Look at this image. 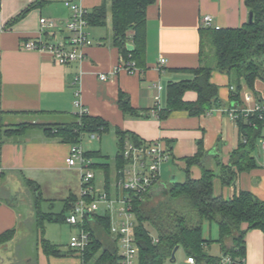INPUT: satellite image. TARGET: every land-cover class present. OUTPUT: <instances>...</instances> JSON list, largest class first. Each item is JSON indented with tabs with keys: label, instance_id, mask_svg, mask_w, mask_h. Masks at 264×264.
<instances>
[{
	"label": "crops",
	"instance_id": "0c3cea01",
	"mask_svg": "<svg viewBox=\"0 0 264 264\" xmlns=\"http://www.w3.org/2000/svg\"><path fill=\"white\" fill-rule=\"evenodd\" d=\"M63 1L42 0L37 3L38 0H1L0 127L22 122L70 121L75 119L78 111L75 101H78L88 115L108 123L104 132L113 133L117 145L115 155L118 151L116 129H120L143 141H161L169 153V158L162 164L167 163L169 170L175 165L184 170L185 158L196 153L201 141L205 153L202 163L219 174L220 165L228 163L240 139L237 122L228 114L229 108L240 103L230 99L229 76L212 69L210 81L218 86L222 105L208 113L190 115L186 110H173L165 119H160L156 110L166 105L168 83L192 79L193 75L187 69L197 67L202 61L199 36V29L203 27L202 16L212 17L210 27L213 28L239 27L249 18L244 0H156L147 6L145 12V50L141 63L136 64L140 71L129 73L119 69L114 74L111 72L120 64L123 56L120 48L112 42L110 0H83V6L88 11L105 3L107 16L104 27L89 25L92 44L85 48L81 61L57 64L47 53L21 47L22 42L28 39L54 42L69 35L65 23L70 17V10ZM28 7L27 12L20 15ZM40 17L54 19L58 26L41 32ZM128 45H131L130 42ZM161 58L165 59L164 63H160ZM102 73L108 76L107 80L98 78ZM255 88L263 91L264 82L257 80ZM120 92L128 97L135 114L124 113L120 109ZM184 99L193 101L196 93L188 90L184 93ZM261 136L264 137V126ZM70 145L45 137L39 128H30L24 135L3 139L0 145V233L14 227L15 234L10 240L0 243V264H85L81 256L69 247L62 250L51 241L60 253L46 254L41 247V240L45 238L43 226L40 228L35 224L33 195L27 193L33 198L32 205L26 211L27 219H24L16 203L23 200L26 185L22 177L35 181L40 189H51L49 194L57 193L62 208L69 195L78 196L80 171L67 164ZM99 153L95 162L111 164L112 181L115 155L109 159L108 155L101 151ZM252 155L256 167L239 172L232 184L225 186L218 175L214 177V194L230 198L246 190L264 201V155L258 150ZM97 169L102 171L105 182L102 167ZM164 171L162 168L160 177ZM190 175L199 178L200 166L192 165ZM160 177L149 191L150 199L159 200L170 187L161 184ZM185 178L184 171L182 181ZM42 196L44 201L55 199L52 195L45 198L43 192ZM89 222L107 245L113 244L110 233H103L93 218ZM207 230L208 236H203L204 239L216 240L217 225L214 238L211 237V223ZM244 240V264H264V231L249 229ZM213 245L219 246L217 255L209 252ZM205 249L212 256L226 257L217 242H210ZM186 258L187 255L183 262L190 264Z\"/></svg>",
	"mask_w": 264,
	"mask_h": 264
},
{
	"label": "trees",
	"instance_id": "16d2710c",
	"mask_svg": "<svg viewBox=\"0 0 264 264\" xmlns=\"http://www.w3.org/2000/svg\"><path fill=\"white\" fill-rule=\"evenodd\" d=\"M156 0H110V13L112 23V42L119 47L124 59H132L137 65L145 50V12L149 4ZM38 0L37 3H41ZM252 20L239 27H201L200 60L195 68H189L193 78L170 82L166 88V105L158 108L157 115L165 119L173 110H186L190 115H200L220 107L222 100L218 95V86L210 81L212 69L225 72L233 88L230 92L232 101H241L243 84L258 96L261 90L255 88V82H264V0H244ZM35 4L30 5L33 7ZM23 10V15L30 8ZM106 4L94 7L88 11L86 17L90 26H104L106 24ZM16 19V18H15ZM209 41L213 49L215 62L213 66L205 65L203 61V46ZM128 42L132 48L128 47ZM230 86V87H231ZM192 90L196 99L187 101L184 93ZM118 105L124 113L135 114L130 106L128 97L119 93ZM256 126H249L239 115L237 127L240 139L236 148L230 154L227 164H219L220 172L202 163L205 155L201 141L195 154L185 158L186 178L182 182H174L167 188L156 205L144 211V202L150 198V192L144 194L142 200L137 198L133 203L136 214L134 229L135 241L138 247L137 264H163L170 257L173 248L179 245L188 256L195 259L196 264H222L221 256H212L205 247L210 242L219 243L222 252L230 259L227 264H244L245 240L247 230L259 228L264 231V201L251 192L243 190L230 198L214 194L213 180L218 175L223 185L234 182L236 175L256 167V160L252 155L256 144L261 137L264 120L255 119ZM30 128H39L47 138H55L62 142L75 144L80 142L85 134H101L108 128L104 120L84 113L75 114V119L65 122L42 123L22 122L13 126L0 127V145L5 138L24 135ZM118 136V151L113 159L115 172L124 164L121 153L125 139L135 143L143 140L136 135L116 129ZM85 156L94 159L100 156L99 151H85ZM198 165L201 169L199 178H192L190 169ZM92 168L102 167L105 176V189L109 191L111 183V164L93 162ZM24 184L30 189L34 198L35 224L42 227L44 220L65 221L66 213L72 208L77 196L69 195L64 200L62 210L57 213H48L41 210L40 204L44 201L38 183L22 177ZM92 218L97 222L103 233L109 234V216L95 212ZM148 221L155 230L151 236L150 230L145 226ZM204 221H214L218 227L216 240L204 239L202 224ZM84 228L89 231L91 241L83 252L81 258L85 264H120V255L116 242L107 245L102 237L95 233L89 220L84 221ZM15 234L12 227L0 233V243L10 240ZM154 238L157 240L154 241ZM230 241V245H227ZM41 247L46 254L58 255L57 246L49 240L42 238Z\"/></svg>",
	"mask_w": 264,
	"mask_h": 264
},
{
	"label": "built area",
	"instance_id": "2783aa9c",
	"mask_svg": "<svg viewBox=\"0 0 264 264\" xmlns=\"http://www.w3.org/2000/svg\"><path fill=\"white\" fill-rule=\"evenodd\" d=\"M63 3L70 10V17L65 23L69 32L67 37L54 42L28 39L21 44L24 50L49 54L57 64L81 61L85 48L92 44L88 31L89 21L86 17L88 10L83 6V0H64ZM39 22L41 32L58 26V22L50 18L40 17ZM211 22L210 15L202 16L203 27H210ZM164 62L165 59L161 58L160 63ZM119 69L129 73L140 71L134 60L124 58L111 73L114 74ZM98 78L105 81L108 76L102 73ZM75 105L78 107V115L86 113V109L80 106L78 101H75ZM228 114L235 121L240 115L249 126L255 127L256 118L264 120V90L262 95L258 96L248 88L243 89L240 103L229 108ZM95 134L97 133L88 134L89 139H95ZM81 140L70 145L67 157L68 166H74L80 171L81 183L80 192L65 217L68 224L79 229L77 233L71 235L69 248L82 256L91 241L89 231L84 228V221L91 219L92 215L99 211L101 202L102 212L109 216V233L116 242L120 264H137L138 247L134 233L136 214L133 203L136 198L142 200L144 194L158 182L160 164L169 158V153L159 140L143 141L139 144L129 139L124 140L121 149L124 164L116 170L108 191L105 189V182L102 189L94 185L95 174L91 167L93 161L85 156ZM256 146V150L264 155V137L258 139ZM156 240L154 238V241ZM186 261L196 264L191 256H188ZM229 262L228 257L221 260L222 264Z\"/></svg>",
	"mask_w": 264,
	"mask_h": 264
},
{
	"label": "rangeland",
	"instance_id": "374dc122",
	"mask_svg": "<svg viewBox=\"0 0 264 264\" xmlns=\"http://www.w3.org/2000/svg\"><path fill=\"white\" fill-rule=\"evenodd\" d=\"M104 27V26H103ZM105 30V28H104ZM203 61L205 63V65L208 66H213L214 62H215V58L213 55V49L211 47V44L209 41H206L204 43L203 46ZM96 138L93 140L89 139V135L86 134L82 137L81 140V145L84 149L87 150H99L101 151V153L106 154L109 156V159H112L115 155V152L117 150V145L115 143V139L113 137V133L112 132H102L101 134H95ZM98 158H94L92 159L93 162L97 161ZM162 164V163H161ZM159 167V177H160V172L161 169L163 168L164 174L160 177L161 180V184L165 185V187H168L171 185V179L172 177H176V181L181 182L183 177H184V170L183 169H179L176 165L172 166V168L169 170V167H166L167 163H163L162 167ZM164 165V166H163ZM94 174H95V178H94V185L99 188L102 189L104 186V178H103V173L100 169H94ZM44 197L47 198L49 195H52V198L54 197V200H45L42 201L40 204L41 210L43 212H48V213H54L57 214L61 211L62 208V201L59 200V196L57 193L51 192L52 194H49V191H51V189L48 188H42L41 189ZM32 194V192L30 191V189L26 186H24V192H23V200L21 201H17V205L18 208H20L23 212V216L24 219L26 218V211L29 210L28 208H30V206L32 205V201L33 198L31 196H28V194ZM147 201H145L143 204L144 206V211L147 212L148 208H150L153 205H156V203H158L159 200H157V198H153V199H146ZM102 207L103 204L101 202H99V212L102 211ZM67 215V213H66ZM211 223L213 230L211 232V237H215L216 233L214 232V228H215V222L214 221H204L203 222V236L207 237L208 236V224ZM145 226H147L150 230V234L151 236H155V230L153 229L152 226H150L148 221H145ZM79 231L78 227H74V226H70L68 223L65 222H58V221H50L48 219L44 220L43 223V235L46 239H48L49 241L57 244L62 250L63 248H67L69 247V240L72 234H75ZM227 245H230V241H227ZM219 246L217 245H213L209 252L211 254L217 255L218 254V248ZM184 256H186L185 252L183 249H180L177 251L176 253V260L175 261H170L169 258H167L163 264H185L183 262V258Z\"/></svg>",
	"mask_w": 264,
	"mask_h": 264
},
{
	"label": "water",
	"instance_id": "95a60500",
	"mask_svg": "<svg viewBox=\"0 0 264 264\" xmlns=\"http://www.w3.org/2000/svg\"><path fill=\"white\" fill-rule=\"evenodd\" d=\"M252 20V13L251 12H249V18H248V21H251ZM128 47L129 48H132V45H128ZM171 181L172 182H176V177H172V179H171ZM178 248H179V245H176L174 248H173V250H172V252H171V254H170V257H169V260L170 261H175V259H176V251L178 250Z\"/></svg>",
	"mask_w": 264,
	"mask_h": 264
}]
</instances>
